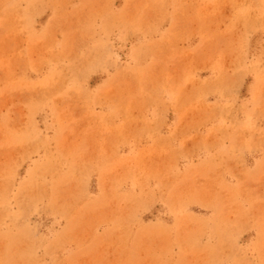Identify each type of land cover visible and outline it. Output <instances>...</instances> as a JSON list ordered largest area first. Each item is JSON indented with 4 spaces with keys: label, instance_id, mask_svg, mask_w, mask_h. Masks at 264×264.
Returning <instances> with one entry per match:
<instances>
[{
    "label": "rangeland",
    "instance_id": "374dc122",
    "mask_svg": "<svg viewBox=\"0 0 264 264\" xmlns=\"http://www.w3.org/2000/svg\"><path fill=\"white\" fill-rule=\"evenodd\" d=\"M0 264H264V0H0Z\"/></svg>",
    "mask_w": 264,
    "mask_h": 264
}]
</instances>
